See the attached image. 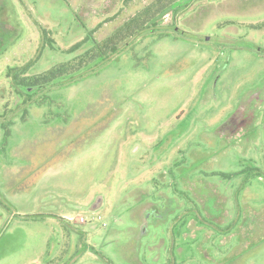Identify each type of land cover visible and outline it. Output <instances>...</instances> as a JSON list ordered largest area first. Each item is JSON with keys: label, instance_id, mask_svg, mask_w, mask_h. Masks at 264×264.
Segmentation results:
<instances>
[{"label": "rangeland", "instance_id": "obj_1", "mask_svg": "<svg viewBox=\"0 0 264 264\" xmlns=\"http://www.w3.org/2000/svg\"><path fill=\"white\" fill-rule=\"evenodd\" d=\"M151 1L0 0V264H264V0H177L12 81Z\"/></svg>", "mask_w": 264, "mask_h": 264}, {"label": "trees", "instance_id": "obj_2", "mask_svg": "<svg viewBox=\"0 0 264 264\" xmlns=\"http://www.w3.org/2000/svg\"><path fill=\"white\" fill-rule=\"evenodd\" d=\"M177 0H152L136 11L132 16L128 17L122 24L115 27L114 30L103 39L96 41L93 39L90 42V47L82 53L74 54L73 57L65 62L53 65L46 71L33 75L23 76L15 74L12 81L18 92L31 91L45 85L54 84L60 80L71 76L80 69L95 66L123 45L127 40L133 38L139 31L151 28L159 23L161 16L172 10L174 3ZM42 34L46 35V31L41 27ZM86 37V41L89 40ZM84 41L72 45L68 51L73 52ZM23 72L19 70L18 73ZM20 88V89H19Z\"/></svg>", "mask_w": 264, "mask_h": 264}, {"label": "built area", "instance_id": "obj_3", "mask_svg": "<svg viewBox=\"0 0 264 264\" xmlns=\"http://www.w3.org/2000/svg\"><path fill=\"white\" fill-rule=\"evenodd\" d=\"M91 219H96V220H99L101 221V224L102 225H106V222L102 220L101 216L100 215H97L96 217L95 216H92ZM79 222H85V218H83L82 216H80L78 218Z\"/></svg>", "mask_w": 264, "mask_h": 264}, {"label": "water", "instance_id": "obj_4", "mask_svg": "<svg viewBox=\"0 0 264 264\" xmlns=\"http://www.w3.org/2000/svg\"><path fill=\"white\" fill-rule=\"evenodd\" d=\"M97 203H98V202H97ZM97 203H96V204H97ZM96 204H95L94 206H96Z\"/></svg>", "mask_w": 264, "mask_h": 264}]
</instances>
